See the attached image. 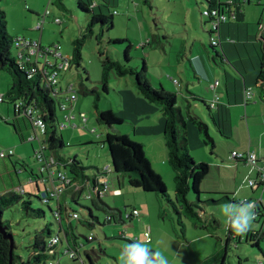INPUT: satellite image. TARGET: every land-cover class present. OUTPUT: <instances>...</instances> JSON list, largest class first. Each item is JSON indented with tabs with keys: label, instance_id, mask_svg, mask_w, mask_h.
Wrapping results in <instances>:
<instances>
[{
	"label": "rangeland",
	"instance_id": "rangeland-1",
	"mask_svg": "<svg viewBox=\"0 0 264 264\" xmlns=\"http://www.w3.org/2000/svg\"><path fill=\"white\" fill-rule=\"evenodd\" d=\"M83 1H93L97 5L95 13H102L108 16L113 23V27L110 28L109 24H95L92 27V33H89L88 26L91 25L94 16L93 13H87L79 8V0H62L61 3L58 0H0V7L6 14L7 32L14 39L26 37L36 41L41 40L43 49L58 46L62 57H71L74 41L81 35L88 34L82 51V68L77 69L72 65L71 69L67 71H59L58 82L64 90H66L68 84L78 85V88L82 86V88L87 90L97 88L100 92V99L96 102L95 95H84L81 91L78 94L76 93L78 99L73 101L72 105L74 107L73 113L77 116V119L73 122L78 123L79 127H69L61 130L59 135L62 136L66 145L63 153L67 157L78 159L81 167L85 169L84 176L93 180L98 175V170L102 172L106 167H109L111 169L109 179L112 189H119L118 183L120 182L122 195L116 197L110 192L103 196L101 199L102 203L108 207L106 208L99 201L93 190L90 189L93 199L100 209L107 210L104 212L93 209L94 216L99 219V223L95 222L93 227H88L84 223L89 218L87 208H92L91 200L86 197L88 191L78 196L81 188L72 189L71 193L63 196L62 202L67 201L71 213L76 212L80 215L79 222L72 220L71 223L79 236L76 242L82 246V258L86 264H89L84 254L86 252L91 255L95 264H119L118 258L125 245L139 240L152 250L162 253L167 258L168 264H205V259L215 253V251L219 252L223 259L225 254L223 252L225 247L223 242H226L229 226L226 217L222 213V206L225 204L215 207L207 206L204 201L209 196L204 194L205 185L201 187L203 194L200 195V198L202 203L197 201V196L193 194V191L189 195V200L204 207L207 213L212 214L221 223V227L214 233L215 239H217V249L215 239L204 237L205 234L196 229L192 221L186 217L183 218L185 229H181L178 224V217L161 195L134 189L129 185L127 175L115 173L108 147L107 145L104 147L102 145L107 133L116 132L117 134L127 135L133 142L139 144L140 142H146L152 134L147 126H156V124H159L160 119L164 120V118L158 106L148 103L138 93L135 77L133 76L118 78L111 75L109 91L108 93L104 92L101 86L103 64L108 60H113L130 68L141 69L146 63L148 79L151 85L154 88H159L160 85H163L168 91L176 92L178 106L182 108V111L186 114V106L190 103L192 113H195L210 127L211 136L220 139L218 131L210 120L208 110L201 102L196 101L190 95V93H193L204 97L205 93V97H208L209 90L207 83L195 79L191 64L187 58L192 55L190 54L191 48H194L196 52L198 51L202 58H207L208 56L213 66L218 70V80L220 81L222 92L226 91L225 72L233 79L241 82L243 70L240 62H244L243 59L246 57L247 51L253 49L252 47L248 49L249 45L246 46L244 42L250 35H256L260 39L263 30L259 24L264 26V0H250V5L247 4L248 0H241L244 22L241 26H239L240 23L232 24L231 27L234 29L230 36L231 38H225L224 41L225 43L231 42L233 46L234 44L241 45L240 51L242 54L240 53L239 55L242 59L239 58L233 46L231 48L224 46L226 47L224 50L228 52L231 58H237L239 63L236 66L240 72L236 68H232L228 63L223 62L222 58L215 55L210 48L211 37L209 32H213V25L207 16L202 15L203 11L208 8L205 0ZM259 3H261V6ZM46 10L50 11L51 16L48 18L41 34L34 31L33 28ZM55 19H59L61 23H54ZM238 26L241 27L239 33L236 32ZM213 38L219 42L217 34L213 35ZM144 44H147V46L142 48L141 46ZM18 50L16 46L12 48L13 57L17 56ZM217 52L223 56L221 45L217 46ZM127 56L129 61H127ZM48 59L52 62L62 61L61 57L57 60L52 55L48 56ZM213 59L216 60V63ZM238 59L240 60L238 61ZM34 60L36 59L34 58ZM40 62L44 64V58H40ZM188 78L190 83L189 91L191 92L186 89ZM175 80L178 81V84L175 83ZM11 84V76L4 71H0V96L4 97V103L0 102V153L9 150L15 153L16 148L19 147L23 154L21 156L16 154L11 159L7 156L5 159L0 160V192L3 189H12L19 186L20 181H27L31 172L35 175L39 173L40 164L36 160L35 151L40 148L43 139L42 136H38L32 142L24 141L31 134V129L27 120L22 118L15 119L14 104L8 98ZM201 87L204 88L201 91L203 94H199ZM67 95L66 93L60 97L51 94V97L59 104L65 100ZM140 100L153 109L146 110V105H142ZM260 102L262 103V101ZM68 105L71 107L69 103ZM100 111H112L124 123L120 126H115L113 129L100 124L97 121L98 112ZM147 112H151L150 117H148ZM80 113L85 114L87 118L86 124L81 122ZM64 115L65 113L60 110L58 105L57 118L60 122L64 121ZM149 120L151 121L148 123ZM190 131L193 133L194 143H191L192 134ZM188 135L191 155L203 156L202 149L195 146L197 136L200 142L203 140V145L207 148V157L202 158L205 161H196L209 165L210 173L206 179L219 178L220 180L228 179V181L233 182V179L237 181L238 176L242 174L245 175L247 173L249 176L253 172L252 175L256 176V172L252 171V166L247 161L245 164L248 168L245 170L244 165L239 164L236 160L231 159L229 161L227 158L224 162L217 155L212 154V144L206 139L204 133H198L193 125L189 126ZM100 136L101 138H99ZM236 138L238 140L239 136H236ZM163 139L162 137V141H164ZM206 140L208 141L207 145L204 144ZM240 140L246 142L247 136H243ZM223 141L228 142L225 139ZM153 148L154 145H151L149 149L146 148V151L150 152ZM248 153L245 154V157H247ZM210 159H218L220 168L209 164ZM258 160L261 159L259 158ZM60 169H63V167H60ZM219 169H223L224 172L221 173ZM164 179L168 195L171 200L175 201L174 174L172 183L166 174ZM252 179L255 180V177ZM25 183H23L22 187H24ZM39 185L41 191L37 190L34 183L26 185V187H30V192L29 188H26L28 191L26 193L36 197L42 196L44 193L43 182L39 181ZM246 192L250 195V202H257L261 199L260 196L264 193V190L259 189V192L254 191L252 193L251 188L248 187ZM73 196L77 197L78 204L73 202ZM54 207L55 203L52 202V208ZM32 209L45 211V217L27 216L19 205L4 213V220L10 222L12 226L17 246L16 252L26 260L30 257L34 237L38 231H41L46 225L50 226L53 235L59 231V224L55 220L54 214L39 199L32 198ZM133 209L139 211V219L126 221V224L109 225L106 223L107 214H115L119 219V212L125 215ZM148 228L151 230V242H146L144 238V232ZM251 230L255 232V236L262 238L261 245L264 248V218L256 219ZM91 236L94 240L87 242L86 239ZM252 244L255 243L247 244L244 242L238 246L230 243L225 264H260V262H264L262 254ZM67 248L66 240L63 239L62 244L57 246L60 257L55 259V263L83 264L82 260L74 262L69 255H65ZM222 259H219V263H222Z\"/></svg>",
	"mask_w": 264,
	"mask_h": 264
},
{
	"label": "trees",
	"instance_id": "trees-1",
	"mask_svg": "<svg viewBox=\"0 0 264 264\" xmlns=\"http://www.w3.org/2000/svg\"><path fill=\"white\" fill-rule=\"evenodd\" d=\"M58 1L60 3L62 2V0ZM259 5L261 6V4ZM78 6L81 10L87 13H93L94 17L92 19V23L90 26H88L89 33H92V27L95 24H109L111 26L110 28L113 27V23L110 21L111 19H109L108 16L102 13H95L97 5L94 4L93 1L85 2L83 0H79ZM239 16L240 13L237 15V20L231 24L238 23ZM259 26H261V24H259ZM213 34V32H209L210 37ZM87 37L88 34L86 33L74 41L73 53L69 59L68 68L65 71L71 69L72 65H74L77 69L82 68V51L84 49ZM260 38L263 42V46L261 55L259 57L260 65L257 71V81L258 83H264V31L262 32ZM16 43L17 38H12L7 32L6 14L0 7V71L8 73L12 79L8 98L14 104V106L16 102L23 101L26 106L34 108L36 112L41 114L47 128L46 137H48V152L56 158L58 165H63L64 168H66L67 173L72 177V181H78L79 179L86 181L88 178L84 176L85 169L81 167L78 159L67 157L62 151L66 148V145L62 136L59 135L58 130L59 120L57 118V108L59 104H57V102H55V100L51 97L52 91L46 88L45 77L42 72H40V70L35 67V65L21 67L17 64L16 57L12 56V48ZM146 46L147 44H144L141 47L145 48ZM210 48L214 51L215 55L222 58L223 62L233 66V62L227 58L224 52L223 56L217 52V45H212L211 43ZM127 61H129L128 56ZM84 71L86 72L85 69ZM111 75H114L118 78H125L127 76L135 77L136 87L141 97L148 103L155 104L159 107L164 118L163 138L168 152V165L174 174L175 201L170 199L166 184L164 183L162 177L152 169L151 164L146 157L143 146L133 142L127 135L117 134L116 132L107 133L104 142H102L103 147L105 145L108 147L112 167L115 173L118 175H127L129 178L128 183L134 189L141 190L145 193H155L161 195L171 206L175 215L178 217V224L181 229H185L183 218L186 217L192 221L196 229L200 230L201 232L213 235L221 227V223L212 214L207 213L204 207L189 200V195L191 194V191H193V194L197 196V201L202 203L200 198V195L203 194L201 192V185L210 172L209 165L206 163L196 162L190 153L188 135L189 126L193 125L200 133H204L209 142H212V138L209 136L207 131L208 125L198 116H196L195 113H192L190 103H188L186 106L187 113L185 114L182 111V108L178 106L176 92L168 91L163 87V85H160L159 88H154L148 79V69L146 63H144L141 69H134L113 60L104 62L101 86L102 90L106 93L109 91V81ZM175 83L178 84V81L175 80ZM79 88L78 85H76L75 90L77 94L81 91L84 95H95L96 102L99 101L100 92L97 88L92 90L84 89L82 86H79ZM190 95L196 101H199L203 104V106L208 110L209 117L215 127L219 129V132L222 135H224L223 127L227 121L224 116H222L219 108L216 110L210 108V102L212 100H206L193 93ZM14 113L16 120H18V118H22L29 122L31 134H29L24 141L30 142L28 139L34 134V128L31 120L27 117L19 116L15 110V107ZM97 121L98 123L104 124L112 129L115 126H120L124 123L123 120L117 118L112 111L98 112ZM12 157L13 156L9 157V159ZM233 160H236L237 162H245L241 159ZM98 173L110 175L111 169L108 167L102 172L98 170ZM30 175L31 177L35 178L34 183H36L37 189L41 191L38 184V179H40V176L35 175L32 172ZM95 178L97 177L95 176ZM95 178L91 180L93 185H97ZM262 188L263 187L261 186L259 189ZM90 189L91 187L83 188L78 196L83 194L85 191H88L89 194ZM68 191H70V187H66V193ZM26 197H28V199H26ZM32 198L39 199L42 204L46 205L51 210V212L54 214L55 220L59 224V231L57 234L53 235L49 225H46L41 231H38L34 237L30 257L26 260L19 256L16 252L17 246L15 243V236L12 231V226L10 222L4 220V213L7 210L19 205L26 212L27 216L34 215L39 218H44L45 211L32 209ZM72 198L73 202L78 204L77 197L73 196ZM97 198L102 203L101 197L97 196ZM90 200L92 203V208H87V215L89 218L84 223L88 227H93L95 222L99 223V219L93 214V209L104 212L107 210H101L93 198ZM204 202L207 206L211 207L225 202L235 203L228 195H223L219 200L209 199ZM54 203L55 207L52 208V203H45L44 198L41 195L36 197L26 192L18 193L15 191H8L5 193H0V264H51L52 262H55L57 257H60V253L57 251V246L62 244L63 239L66 240L68 245V248L65 250V255H69L70 251L72 250L77 251L79 253V259H71L74 262L80 261L82 259V263L86 264L81 255L82 246L76 242L79 236L76 234L75 228L71 223L72 220H77L79 222L80 215L76 212L71 213L70 208H68L69 204L67 201L62 202L55 200ZM254 203L256 219L264 218V206L260 201ZM102 204L108 208L104 203ZM74 214H76L78 217L74 218ZM121 214L122 212H119V215ZM108 217H110L111 220H108ZM106 223L109 225H116L119 223L126 224L124 221H119L118 216L116 217L115 214H107ZM56 236L60 238V242L56 246H51V241ZM261 239V237L255 236V232L250 230L243 235H236L228 226L226 242H223V246L225 245L223 251L225 254L223 259L221 258V254L216 252L215 254L206 258L204 263L225 264L230 243L238 246L244 242L247 244L254 242L255 244H252L253 247L258 249L264 258V251L259 245ZM86 240L87 242H91L94 239L90 240L89 237ZM84 254L89 261V264H95L90 254L86 252ZM219 259H222V263H219ZM260 264H264V262H260Z\"/></svg>",
	"mask_w": 264,
	"mask_h": 264
},
{
	"label": "crops",
	"instance_id": "crops-1",
	"mask_svg": "<svg viewBox=\"0 0 264 264\" xmlns=\"http://www.w3.org/2000/svg\"><path fill=\"white\" fill-rule=\"evenodd\" d=\"M220 1L224 2L225 0H220ZM233 1L236 2V5L233 6V10H235L237 13H240V16L238 17V20H239L238 23H240L239 26H241L242 23L244 22V14L241 11L242 1L241 0H233ZM247 4L250 5V0L247 1ZM259 4H261V3H259ZM226 25H228V24H226ZM231 26H232V24H229L228 26L223 25L221 27V30H220L221 43H220V45L222 46L223 52L227 56V58L233 62L232 68H236L239 71V69L236 66V64L239 63V62H237V58L236 59L234 57L231 58L229 56L228 52L224 50V48L226 49V47H224V46H227L228 48L229 47L231 48L233 46L231 42L230 43L224 42L225 38H229V39L231 38L230 36H231L232 31L234 29ZM239 26H238L237 30L235 29L236 32H238V33L240 32V29H241V27H239ZM23 38L27 39L26 37H23ZM27 40H32V39H27ZM39 41L41 42V40H39ZM244 44L246 46L249 45L248 49L250 47H252L253 49H250L251 51L248 50L246 57L243 59L244 62H240L241 63L240 66L243 70V74L241 73L242 74V81L238 82L236 79H233L232 77L229 76L228 73L225 72V81H226L225 82V88H226L225 92L221 91V84L215 90L212 89V85L214 83H216L217 81L220 83V81L218 80V70L213 66L211 59L208 56H207V58H202L198 54V51L196 52V50L194 48H191L190 54H192V55L190 58H187L188 62L191 64V69L194 72L195 79H197L200 82L203 81V82L207 83V85H208L207 88L209 90V96L205 97V93H204L205 98L202 95L200 97L210 101L217 94L219 95V96L217 95L220 99V104H219L218 108H219V111L221 112L222 116H224V118L227 121V123L223 127L224 135H222L219 132V129H217L216 127L215 128L219 133L218 136L221 137L220 139L216 138L214 136H211V130H210L209 126H208L207 131H208L209 136L212 138V142H210L212 144V148H211V150L213 152L212 154L217 155V157L222 159L224 162L227 158L229 159V161H231L230 157H231V154L233 152H238V153H243V154H246L248 152L254 153L257 156V158L259 157L261 160L264 159V83H261V82L258 83V81H257V78H258V72L257 71H258L259 65H260L259 57L261 55V48L263 46V42L261 41V38L258 39V37L256 35L255 36L250 35L247 37ZM240 46L241 45H239V44L238 45L234 44L233 47L235 48L239 58L242 59L239 55L241 53ZM240 59H238V61ZM248 59H250V60H248ZM213 61H215V63H216V60L213 59ZM61 62H59V61L54 62V64L60 65ZM188 77L190 78V76H188ZM189 78H188V80L186 79L187 84H188L186 86V89L188 92H191V91H189V89H190ZM246 87H252L256 90H255L254 101L250 102L247 105H244L243 92H244ZM203 89L204 88H202V87L200 88L199 94H203V93H201V91H203ZM258 91H260V92H258ZM214 94H215V96H214ZM259 99H260V101H262V103L259 101ZM140 103H142V105H146V107H147L146 110H152L153 109L152 107L148 106L145 102H143V101L141 102V100H140ZM147 113H148V117H150L151 112H147ZM244 114H246V116H244ZM244 117H245V119H244ZM150 121L151 120H149L148 123ZM163 124H164L163 119L162 120L160 119V122L158 125L157 124H156V126L148 125L147 128L150 129V132L152 134L148 137V140H146V142H142V143L140 142L139 144H141L143 146L146 157L149 160L152 169L157 174H159L163 179H164V175L166 174L167 178L172 183L173 182V174H172L173 172L169 168V165L167 164L168 163V152H167V149L165 147L164 141H162ZM190 133L192 134V139H191V143H192L194 136H193L192 131H190ZM198 133H200V132L198 131ZM245 135L247 136V141L243 142L242 140H240V138H242ZM154 136H155V138H153ZM236 136H239L238 140H237ZM223 139H225L228 142H224ZM207 143H208L207 140L204 141V144L207 145ZM151 145H154V148L150 152L146 151V148L149 149V146H151ZM195 146L197 148L200 147L202 149L201 152H202L203 156L199 157V155L198 156L192 155L193 158L195 159V161L199 160L198 162L205 161L202 158L207 157V148L205 147V145H203V140H201V142L198 140V136H197V142H196ZM189 147H190V140H189ZM219 148H220V150H219ZM215 149H216V151H215ZM16 154H19L20 156L23 154V152L20 151L19 147L16 148L14 155H16ZM238 163L243 164L244 169L247 170L248 167L245 164V162H238ZM209 164H213L214 166H217L218 168H220V161L218 159H210ZM24 167L26 168V166H24ZM219 170L221 173L224 172L223 169H219ZM252 173L253 172H251L249 174V176L247 175V173L245 175L242 174V175L238 176L239 178L237 181H235L233 179V182L228 181V179L220 180L219 178H214V179L208 178L209 180L205 179L204 182L202 183V185H205V189H203L204 194L206 196H209V198L207 200H209L210 198L213 200H219L222 198L223 195H228L235 203H240L241 201H246V200L248 202H250V199H249L250 195H248L246 192V190L248 189V181L254 177H255V179L257 178V175L253 176ZM36 175H39V174L37 173ZM39 180L40 179H38V184H39ZM34 181H35V178L31 177V175H30V177L27 181H24V182L20 181L19 186L13 187L12 189H3L0 193H5L8 191L17 192L19 190L21 192H28L26 190V188H29V192H30V187H26V185L33 184ZM164 181H165V179H164ZM23 183H25L24 187H22ZM34 184L36 186V183H34ZM43 185H44V190H45V184H43ZM202 185H201V187H202ZM224 185H226V187H224ZM118 186H119V188H121L120 182L118 183ZM36 188H37V186H36ZM262 189L264 190V187ZM120 190L122 191V189H120ZM254 191L255 190H252V193ZM255 192H259V190H256ZM260 198L261 199H259L258 201H260L262 203V205L264 206V193L261 194ZM251 202H254V201H251ZM227 203L231 204L232 202H225L222 204H227ZM235 203H232V204H235ZM215 206H218V204L214 205L212 207H215ZM250 231H252V230H250ZM204 234H205L204 237H210V238L215 239L214 234L213 235H210L207 233H204ZM201 237H203V236H201ZM215 241H216L215 242V246H216L217 239H215ZM259 245H260V248L264 251V248L261 245V241L259 242ZM216 249H217V246H216ZM215 253H216V251H215ZM215 253H213V254H215ZM213 254H211V255H213Z\"/></svg>",
	"mask_w": 264,
	"mask_h": 264
},
{
	"label": "built area",
	"instance_id": "built-area-1",
	"mask_svg": "<svg viewBox=\"0 0 264 264\" xmlns=\"http://www.w3.org/2000/svg\"><path fill=\"white\" fill-rule=\"evenodd\" d=\"M205 2L208 4V8L203 11L202 15L207 16L209 18V21L213 25V35L217 34L219 36V42L215 40V38H213V35L211 36L212 45L218 46L221 43V27L226 24H231L237 20L238 13L233 10V6L236 5V2H234L233 0H227L224 2H221L220 0H205ZM50 16V11L46 10L45 13L42 14L41 19L35 24L33 30L42 34L44 26ZM54 23L60 24L61 21L59 19H55ZM260 27L264 31V26ZM15 46L19 49L16 56V62L18 65H20L21 67L27 65H35V67H37L44 75L46 88L50 89L52 91V94L60 97H62L63 94H68L65 100L59 103L60 110L65 113L64 121H59L58 123L59 132L69 127L78 128L79 124L73 122L77 119V116L73 113L74 107L72 105L74 103L73 101L78 99L75 90L76 85L68 84L66 90H64L58 82L59 71H65L68 68L70 57H62V54L59 53L60 47L58 46L55 48L49 47L47 49H43L41 42L36 40L17 38V43L15 44ZM50 55L55 56L57 59L61 57V64H54V62L48 59V56ZM34 58L36 60H34ZM40 58H44V64L40 62ZM219 85L220 83L217 81L212 85V89L215 90ZM243 98L244 105L253 102L255 99L254 88L246 87L243 92ZM0 102L4 103L3 96H0ZM68 103L71 105V107H69ZM219 104L220 99L218 96H215L214 99L210 102V108L216 110L218 109ZM14 107L19 116L27 117L32 122L34 134L28 140L32 142L36 140L38 136L43 137L40 148L35 151V157L40 164V167L38 169L40 180L43 182V184H45V190L42 195L45 203L51 204L55 200L62 201L63 196L68 192L71 193L72 189L75 190L81 188L80 191H82V189L85 187H91V190H93V192L101 198L110 192H112V194L116 197L122 195V191L120 190V188L112 189L109 175L105 173H98V175H96L97 178H95V180L97 182V185H93V182L89 178L86 179V181L82 179H79L78 181H72V177L67 173L66 168H64L63 165H58L56 158L48 152V137H46L47 128L41 114L36 112L34 108L26 106L23 101L16 102ZM80 120L84 124L87 123V118L84 113H80ZM13 155L14 151L12 150H9L7 152L3 151L0 153V159H4L7 156L11 157ZM231 159H241L245 162L247 161L252 166V171L256 172L257 178L255 180H249L248 187L256 191L261 186H264V159L258 160L257 156L254 153H248L247 157H245V154L238 152H234L231 155ZM60 167H63V169H60ZM66 187H70V191H68L67 193ZM86 197L88 199L93 198L91 192ZM73 216L74 218L78 217L76 214H74ZM139 218L140 213L136 209H133L131 212H127L125 215H119V221L124 222ZM108 220H111V218L108 217ZM144 238L146 242H151L150 228L145 230ZM90 240H93L92 236L90 237ZM59 242L60 238L56 236L52 239L51 246H56ZM78 254L79 253L77 251L72 250L70 251L69 256L72 259H79ZM51 264L56 263L52 262Z\"/></svg>",
	"mask_w": 264,
	"mask_h": 264
},
{
	"label": "clouds",
	"instance_id": "clouds-1",
	"mask_svg": "<svg viewBox=\"0 0 264 264\" xmlns=\"http://www.w3.org/2000/svg\"><path fill=\"white\" fill-rule=\"evenodd\" d=\"M222 213L236 235H243L251 230L256 220L254 202L225 204L222 206ZM118 259L119 264H168L167 258L162 253L152 250L139 240L125 245Z\"/></svg>",
	"mask_w": 264,
	"mask_h": 264
},
{
	"label": "water",
	"instance_id": "water-1",
	"mask_svg": "<svg viewBox=\"0 0 264 264\" xmlns=\"http://www.w3.org/2000/svg\"><path fill=\"white\" fill-rule=\"evenodd\" d=\"M3 232V231H2Z\"/></svg>",
	"mask_w": 264,
	"mask_h": 264
}]
</instances>
